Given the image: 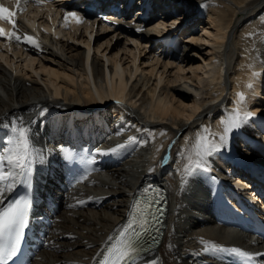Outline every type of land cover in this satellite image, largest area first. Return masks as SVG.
I'll list each match as a JSON object with an SVG mask.
<instances>
[{"label": "bare ground", "instance_id": "1", "mask_svg": "<svg viewBox=\"0 0 264 264\" xmlns=\"http://www.w3.org/2000/svg\"><path fill=\"white\" fill-rule=\"evenodd\" d=\"M156 1L146 18L97 26L93 20L64 27L62 11L39 10L27 21L18 16L21 30L38 36L40 49L0 39V148L9 134L4 125L22 118L40 150L33 165L38 206L50 195L62 205L35 264H96L93 257L124 223L134 194L149 184L168 192L170 214L161 242L145 260L193 264L201 257L236 264L231 256L202 253L200 238L264 253V244L244 234L236 220L244 213L240 199L245 206L263 202L251 181L243 186L252 196L240 184L251 167L264 163V0ZM173 20H179L175 28L151 30ZM141 26L148 30L137 32ZM241 92V111L254 115L232 133L237 156L213 153L209 171L187 176L186 157L197 159L198 136L215 142L221 118L237 108ZM129 137L137 142L97 155Z\"/></svg>", "mask_w": 264, "mask_h": 264}, {"label": "snow or ice", "instance_id": "2", "mask_svg": "<svg viewBox=\"0 0 264 264\" xmlns=\"http://www.w3.org/2000/svg\"><path fill=\"white\" fill-rule=\"evenodd\" d=\"M47 2L48 0H14L13 10L0 2V22L11 26L8 29L0 27V39L7 41L8 45L12 43L17 46L26 44L40 49L38 36H32L22 31L17 17L27 10L26 6L29 3L40 6ZM73 21L77 24L87 23L84 17L78 13L65 11L62 26L68 27L69 23ZM178 23L179 20H173L170 24L156 23L151 30L175 28ZM147 30L143 26L136 28L137 32ZM132 42L136 43V41ZM203 43L206 44L207 41H203ZM9 50H11L10 47ZM254 75L258 76L259 73H254ZM247 87L251 89L253 85L249 83ZM237 103V108L228 114L227 119L221 118L223 134L219 136V143L207 141V136H198L195 145L197 159L193 161L190 155L186 157L185 174L187 176L195 175L197 171H209L208 158L221 148H227L230 134L242 128L248 118L254 115L252 112L241 111V106L246 103L242 92L237 93ZM4 128L9 134L3 138L4 147L0 148V264H14V258H17L21 251L25 230L30 223L31 199L28 196L19 195L13 198L9 197L16 193L19 187L30 189L32 165L34 159L39 156L40 150L33 143L31 128L25 126L22 118H13L4 125ZM204 132L210 134V130L207 128L204 129ZM160 135L166 136L167 133L161 132ZM202 141L207 142L202 143ZM136 142L135 137H129L126 143L117 144L109 149H97L96 152L100 156L116 154L128 144ZM94 160L95 157L92 162ZM152 171L154 169L150 168L149 172ZM212 179L215 180V177ZM150 191V188L144 189L143 202L136 199V194H134V202L129 208L126 222L118 226L114 236L107 237L106 246L93 257L96 264H139L140 261H143V264H157L156 259L145 260L143 256V253L151 250V244L156 242L152 234V220L149 219L152 215L150 209L155 202L148 198ZM157 210L159 211V209ZM155 220L156 223H159V218H155ZM199 243L203 246L202 253L213 258L223 255L231 256L236 264H257V258L264 257V253H253L239 247H225L203 238H200Z\"/></svg>", "mask_w": 264, "mask_h": 264}, {"label": "rangeland", "instance_id": "3", "mask_svg": "<svg viewBox=\"0 0 264 264\" xmlns=\"http://www.w3.org/2000/svg\"><path fill=\"white\" fill-rule=\"evenodd\" d=\"M160 1L162 2V0H160ZM137 3H138V2H137ZM159 4H160V3L156 1L155 6H157V5H159ZM136 5H138V4H136ZM138 8H139V7H138ZM138 8H137V9H138ZM134 11H136V9H135ZM156 16H159V14L156 13ZM130 18H134V17L131 16ZM130 18H129V19H130ZM135 21H137V19H135ZM236 156H237V154H236ZM240 160H241V159H240ZM248 161H250V160H248ZM242 165L244 166V164H242ZM248 167H251V166L248 164ZM251 168L253 169V168H256V167H251ZM253 170H254V169H253Z\"/></svg>", "mask_w": 264, "mask_h": 264}]
</instances>
